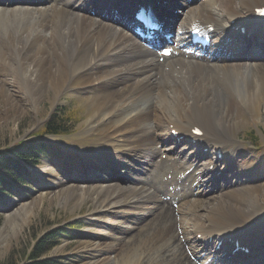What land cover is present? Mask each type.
Segmentation results:
<instances>
[{
  "label": "bare ground",
  "instance_id": "1",
  "mask_svg": "<svg viewBox=\"0 0 264 264\" xmlns=\"http://www.w3.org/2000/svg\"><path fill=\"white\" fill-rule=\"evenodd\" d=\"M136 2L174 15L163 24L173 36L154 48L137 37ZM122 3L0 0V123L14 122L15 134L46 102L86 103V128L70 148L75 171L59 161L40 169L72 209L96 201L88 214L103 233L87 234L86 264H264V180L250 184L261 165L241 163L238 139L264 128V19L255 15L264 0ZM193 27L213 28L209 46L190 42ZM23 230L7 219L0 251ZM243 247L250 257L220 255Z\"/></svg>",
  "mask_w": 264,
  "mask_h": 264
},
{
  "label": "rangeland",
  "instance_id": "2",
  "mask_svg": "<svg viewBox=\"0 0 264 264\" xmlns=\"http://www.w3.org/2000/svg\"><path fill=\"white\" fill-rule=\"evenodd\" d=\"M124 3L121 4L120 10ZM119 15L120 13L115 17L119 19ZM251 50V47L246 49L249 52ZM260 63L263 64V62ZM3 104L6 106V103L0 98L1 108L4 107ZM44 104L42 114L38 116L41 123L35 127L34 124H37L38 119L32 112L19 119L15 134H12L10 129L14 126V122L7 124L4 119L0 123V151H5L24 141H31L43 148L40 149L43 152L39 165L30 169L29 184L16 187L12 193L0 194V231L7 219H10L14 225H24V230L18 240L12 242L11 249L5 253L2 250L0 251V264H23L26 253H28L36 238L54 228L63 230L65 237L62 239L61 244L47 253L44 258H53L59 264H86L92 260V257L83 251L85 243L89 241L87 234L103 233V229L96 227L97 221L91 219L92 216H89L91 214H88L96 207L95 199H89V202L79 209H72L70 201L67 203L53 197L54 192L51 191L53 182L50 180V176L47 173L40 172V169L52 165L54 161L61 162L66 171H75L70 162H77V159L72 157L75 153L70 148L71 143L79 144V141L75 139L86 128L84 123L86 121L87 105L85 102H79L76 99H63L62 103L54 108L50 107L51 105L48 102ZM3 110H5V107ZM57 117L67 121L64 129L66 132L58 136H44L46 125ZM260 129L252 126L247 127L241 130L238 135V139L243 141L245 147L241 156L242 162H240L242 164L261 165L252 176L255 178L259 172L257 179L251 180L250 184H258V182L264 180V128ZM66 150L70 151V160L65 157ZM163 157L162 160L166 161ZM52 167L54 166L52 165ZM115 174L118 173L115 172ZM181 180L177 184H181L183 182ZM218 190H212L210 195H217ZM164 203L168 205L170 210H173L169 199L165 198ZM88 219L91 222H88ZM219 251L222 258H229L225 255V252ZM237 259L240 258L235 260Z\"/></svg>",
  "mask_w": 264,
  "mask_h": 264
},
{
  "label": "trees",
  "instance_id": "3",
  "mask_svg": "<svg viewBox=\"0 0 264 264\" xmlns=\"http://www.w3.org/2000/svg\"><path fill=\"white\" fill-rule=\"evenodd\" d=\"M65 125L66 122L57 117L46 125L44 135H61ZM40 159L37 147L29 141L0 151V194L9 193L18 186L26 185L29 182V167L38 165ZM64 237V231L59 228L38 236L26 253L23 264H57V260L44 257L59 246Z\"/></svg>",
  "mask_w": 264,
  "mask_h": 264
}]
</instances>
